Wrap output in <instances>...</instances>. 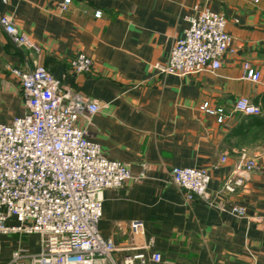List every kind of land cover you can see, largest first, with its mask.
<instances>
[{"label": "crops", "instance_id": "1", "mask_svg": "<svg viewBox=\"0 0 264 264\" xmlns=\"http://www.w3.org/2000/svg\"><path fill=\"white\" fill-rule=\"evenodd\" d=\"M63 1L0 0V15L40 47L19 46L0 24V122L25 112L11 69L44 65L98 102L78 125L136 176L103 194L99 228L116 245V264L138 251L145 264H264V0H71L66 11ZM203 9L226 17L233 51L218 70L165 74L156 63L168 60L190 16ZM80 52L93 64L74 74L70 62ZM240 97L263 113L237 112ZM206 102L223 108V121L202 108ZM244 157L254 170L240 171L242 183L226 190ZM175 166L208 169L211 202L189 200L173 182ZM155 252L161 261L151 258Z\"/></svg>", "mask_w": 264, "mask_h": 264}, {"label": "built area", "instance_id": "2", "mask_svg": "<svg viewBox=\"0 0 264 264\" xmlns=\"http://www.w3.org/2000/svg\"><path fill=\"white\" fill-rule=\"evenodd\" d=\"M70 4L71 0H64L61 9L68 10ZM0 24L19 46L40 50L11 16L0 15ZM232 51L226 17L203 9L190 16L189 26L176 39L168 60L156 66L165 74L214 71ZM92 64V57L80 52L70 67L74 74H83ZM11 71L20 84L25 112L0 122V237L19 235L23 240L38 234L40 247L37 251L18 247L5 264H116V245L99 228L103 194L136 176L128 164L106 157L101 145L78 125L82 116L97 112L100 105L65 86L40 63L15 66ZM248 78H253L251 71ZM202 108L217 113L223 121V108L212 109L207 102ZM235 110L244 115L263 113L248 97L238 98ZM243 162L226 180V190L235 191L242 183L240 171L254 170L253 159L244 157ZM172 178L189 200L211 202L208 169L175 166ZM232 211L245 216L247 209L234 206ZM151 258L159 262L161 254L155 252ZM147 260L146 254L138 251L127 256L124 264H145Z\"/></svg>", "mask_w": 264, "mask_h": 264}, {"label": "rangeland", "instance_id": "3", "mask_svg": "<svg viewBox=\"0 0 264 264\" xmlns=\"http://www.w3.org/2000/svg\"><path fill=\"white\" fill-rule=\"evenodd\" d=\"M21 239L19 235H4L0 237V264L10 258L12 251L18 247H29L33 250L37 249L38 245L40 247V236L38 234H33L29 237L25 236L23 240Z\"/></svg>", "mask_w": 264, "mask_h": 264}]
</instances>
